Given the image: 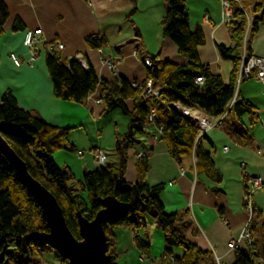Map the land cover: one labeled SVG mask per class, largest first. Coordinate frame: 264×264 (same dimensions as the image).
<instances>
[{"label": "crops", "instance_id": "1", "mask_svg": "<svg viewBox=\"0 0 264 264\" xmlns=\"http://www.w3.org/2000/svg\"><path fill=\"white\" fill-rule=\"evenodd\" d=\"M2 1L8 8L9 18L0 35V102L3 94L10 90L22 108L54 128L70 130L68 140L77 152L59 151L54 160L59 167L69 168L77 181L82 182L88 171H97L107 165L117 166L115 140L128 133L130 117L120 110L103 117L105 105L97 102L101 96L100 87L84 104L57 99L46 65L49 46L58 42L64 45L59 54L65 63L82 55L99 78L109 81L124 78L131 83L143 84L147 57L187 65L175 43L163 34L162 22L169 0ZM184 1L191 29H200L205 35V44L198 49L202 64L229 85L234 66L221 57L219 47H233L234 43L229 25L224 22L222 1ZM241 3L247 11L250 28L256 17L254 8L264 4V0H241ZM17 19L24 24L23 31H13ZM38 29L42 30L39 51L32 58L23 40L26 31ZM91 36L104 39L106 48L90 49L86 40ZM246 46L252 55L264 58V21ZM11 54L18 56L21 67L13 64ZM111 64L116 65L115 70L110 69ZM236 97L253 106L255 120L249 115L238 120L234 112L227 113L213 117V127L199 135V143L212 155L215 168L222 177L221 183L197 173L195 156L176 162L170 156L167 144L154 139L155 127L145 128L137 136L140 144L129 152L124 177L127 183L136 182L137 154L146 150L150 166L147 182L150 186L164 185L161 201L165 212L189 211L192 224L187 240L206 254L197 264H217V257L221 264L235 262V251L228 249V243L240 235L249 220L244 208L246 175L262 180L263 188L255 194L254 203L264 217V86L257 79L243 80L238 83ZM126 106L133 111L134 102L127 100ZM242 128L252 139L248 146L239 145L233 137V130ZM99 150L107 155L104 166L98 165ZM241 163L246 167L242 168ZM115 234L118 255L115 264H171L167 250L172 252V258L184 260V264L194 262V258L185 257L182 248L169 247L165 242L167 233L156 228L151 219L146 228L138 231L141 239L151 246L148 256L137 248L135 232L120 227Z\"/></svg>", "mask_w": 264, "mask_h": 264}, {"label": "trees", "instance_id": "2", "mask_svg": "<svg viewBox=\"0 0 264 264\" xmlns=\"http://www.w3.org/2000/svg\"><path fill=\"white\" fill-rule=\"evenodd\" d=\"M230 7L232 20L229 30L234 46L219 47L221 57L231 61L234 66L229 85H225L220 76L213 74L208 66L202 64L198 49L205 44V35L200 29H191L184 0L168 1L162 27L164 37L175 43L179 55L186 60L187 65L179 66L150 57L152 66H146V80L143 83L145 87L147 81L152 79L159 90L161 101L157 100L154 106L159 125L164 127V132L158 137L167 144L170 156L176 162L195 156L197 173L217 183H221L222 177L215 168L210 152L199 143L197 125L172 105L181 104L198 109L211 117H220L226 114L228 107L237 98L242 55L246 48L247 55L252 56L246 43L255 38L260 24L264 21V4L254 8L256 17L250 28L239 3L230 0ZM8 18V8L0 0V35L4 33ZM24 29V24L17 19L13 31ZM86 42L93 50H101L107 46L104 39L94 36L87 38ZM86 64L88 70L77 61L65 63L55 49L49 51L46 58L57 99L84 104L100 87V99L105 105L102 116L108 117L114 111L120 110L130 117L128 133L123 137L117 136L115 140L114 152L119 161L117 166L107 165L97 171H88L82 182L77 181L69 168L59 167L54 160V155L59 151L77 152L76 147L68 140L70 130L54 128L22 108L10 90L3 94L0 102L1 136L26 163L31 176L55 196L63 209L71 233L78 240H81L78 212L93 221L96 214L103 209L102 199L112 196L122 203H129V186L137 187L139 195L134 210H122L104 225L111 264H115L118 258L115 232L120 227L135 232L137 248L145 256L150 254L151 246L138 235L139 230L149 225L150 219L156 228L167 233L165 242L169 247L182 248L185 257L194 258L193 264H197L206 254L187 240V232L192 224L189 211L175 214L165 212L161 201L164 185L150 186L147 182L150 168L148 159L137 160L134 184H129L124 179L129 152L140 144L137 136L145 128L152 126L147 122L151 105L143 97L144 90L134 87L133 83L124 78L113 81L99 78L88 61ZM197 78H204L205 81L198 84ZM127 100L134 102L133 111L128 110ZM231 112L236 114L238 120L248 115L255 120L253 106L245 100L237 98L228 114ZM232 134L241 146H248L252 140L244 128L234 129ZM245 185L247 191L246 178ZM219 211L222 213V210ZM35 232H49L44 209L24 184L13 164L0 151V264H70L61 251L46 241H31L29 253H25L22 238ZM252 233L255 238L254 249L236 250L233 264H264V217L260 211L254 216ZM166 255L173 257L170 250L166 251ZM174 259L178 264H184V260Z\"/></svg>", "mask_w": 264, "mask_h": 264}, {"label": "water", "instance_id": "3", "mask_svg": "<svg viewBox=\"0 0 264 264\" xmlns=\"http://www.w3.org/2000/svg\"><path fill=\"white\" fill-rule=\"evenodd\" d=\"M0 151L13 164L24 184L40 201L47 219L49 232H35L23 237V251L28 254L30 242L41 240L52 244L61 251L70 264H111L112 260L108 254V239L104 225L120 211L134 210L139 195L137 187L135 185L129 186L131 191L129 203H122L112 196L102 199L103 209L96 214L93 221L86 219L82 213L78 212L81 236V240H78L71 233L63 209L55 196L31 176L26 163L19 158L1 134Z\"/></svg>", "mask_w": 264, "mask_h": 264}, {"label": "built area", "instance_id": "4", "mask_svg": "<svg viewBox=\"0 0 264 264\" xmlns=\"http://www.w3.org/2000/svg\"><path fill=\"white\" fill-rule=\"evenodd\" d=\"M222 5L225 10V18L224 22L227 25H230L231 23V7H230V0H221ZM235 2L239 3L242 11L247 16V11L245 7L242 5L241 0H234ZM42 35V30H28L25 33V37L23 40V45L29 50L30 55L32 58H35L37 56V53L39 51L38 44L40 42V37ZM58 50L62 51L64 49V45L60 42L58 43H52L49 46V51L51 50ZM11 59L13 61V64L18 68L21 67L22 63L18 56L16 54H11ZM242 66L239 73V83L243 80H250V79H257L260 81L264 86V58H260L257 56H248L246 48L244 49L243 55H242ZM75 61L81 64V66L88 70V66L86 64V60L83 58L82 55H79L75 57ZM145 66L151 67L152 61L150 57L145 58L144 60ZM116 65L111 64L110 69L115 70ZM205 81L204 78H197V83L202 84ZM133 86L139 89H143V97L144 99L148 100L150 102L151 108L150 113L147 116V122L154 126L157 129V134L155 135L154 139L157 141L159 140V135L163 134L164 127L159 125V119L157 116V110L154 106L155 102L160 99V93L158 88L155 86V83L152 79L147 81V84L145 87H143V84L133 83ZM98 104H103L102 100L99 99ZM237 102V98L234 99V101L231 103V105L228 107L226 114L233 108L234 104ZM173 107L175 106H182L186 108L185 113L182 115L190 119L192 122H194L198 127V134L200 136L206 134L212 127H213V117L203 113L202 111L195 109V108H189L186 106H183L181 104H173ZM227 148H224V151L227 152ZM148 157V152L146 150H142L140 153L137 154L138 159H143ZM97 158H98V165L104 166L107 160V155L103 150H99L97 152ZM241 167L245 168V163H241ZM247 181V191L244 199V208L249 214V220L245 228L242 230L239 236L232 238L228 243V249L230 251H236L238 249L240 250H247L252 251L254 249L255 244V238L252 233V224L254 216L257 212H259L258 208L255 206L254 203V196L255 194L260 191L263 188V183L260 177L258 176H252V175H246L245 176ZM169 261L171 264H178L174 258L169 257ZM217 264H221L220 258L217 257Z\"/></svg>", "mask_w": 264, "mask_h": 264}, {"label": "bare ground", "instance_id": "5", "mask_svg": "<svg viewBox=\"0 0 264 264\" xmlns=\"http://www.w3.org/2000/svg\"><path fill=\"white\" fill-rule=\"evenodd\" d=\"M176 110L180 112L181 114L185 113L186 108L182 106H175Z\"/></svg>", "mask_w": 264, "mask_h": 264}]
</instances>
